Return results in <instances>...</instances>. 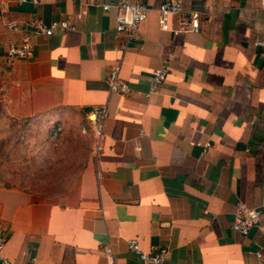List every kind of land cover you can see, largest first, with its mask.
<instances>
[{
	"label": "crops",
	"instance_id": "obj_1",
	"mask_svg": "<svg viewBox=\"0 0 264 264\" xmlns=\"http://www.w3.org/2000/svg\"><path fill=\"white\" fill-rule=\"evenodd\" d=\"M115 1L1 0L0 104L53 126V140L65 123L80 171L59 196L0 187L4 256L140 264L134 240L144 252L166 250L167 264H264V0H177L201 18L194 33L173 16L179 36L161 26L165 0H131L151 9L134 39L117 33L116 8L103 10ZM33 18L76 30L35 36ZM25 40L34 57L9 64L8 45ZM116 68L127 94L110 90ZM95 108L106 110L99 148ZM240 203L262 211L247 236L233 230Z\"/></svg>",
	"mask_w": 264,
	"mask_h": 264
},
{
	"label": "built area",
	"instance_id": "obj_2",
	"mask_svg": "<svg viewBox=\"0 0 264 264\" xmlns=\"http://www.w3.org/2000/svg\"><path fill=\"white\" fill-rule=\"evenodd\" d=\"M18 5L31 4L38 6L41 0H15ZM1 5V0H0ZM104 11L108 12L112 8H116L118 13L116 16V31L117 33L127 34L129 39H134L140 25L147 19L148 13L151 10L147 5L140 1L131 0H116L113 4L102 5ZM161 14V26L164 30L169 31L173 36H179L181 29L171 26V18L178 16L184 21V25L189 27L190 31L198 33L201 25L200 14L196 11H188L183 4L177 0H165L159 7ZM77 18H81L78 15ZM27 26L35 36L51 37L56 33H65L75 31L76 26L69 21L61 19L46 23L41 18H33ZM10 29H16L17 24L13 23L8 26ZM0 47L2 44L0 43ZM260 55L264 60V39L260 42ZM34 57V48L29 40H25L20 44H10L6 50V60L11 64L15 59L30 60ZM169 73L168 67H162L154 73L152 79V89H157L163 84ZM110 90L112 92H120L127 94L130 92V87L122 81L118 76V68L108 78ZM90 122L93 125V135L97 141L98 148L103 138V126L106 118V110L95 108L89 115ZM1 215V206H0ZM262 211L259 208H249L245 204L240 203L236 209V218L233 224V230L243 236L249 235L252 228L260 223ZM5 240L0 235V264H15L4 256ZM129 248L139 258L140 264H167V251L164 249H156L152 252L142 251L136 241H130Z\"/></svg>",
	"mask_w": 264,
	"mask_h": 264
},
{
	"label": "rangeland",
	"instance_id": "obj_3",
	"mask_svg": "<svg viewBox=\"0 0 264 264\" xmlns=\"http://www.w3.org/2000/svg\"><path fill=\"white\" fill-rule=\"evenodd\" d=\"M52 127L18 120L0 104V187L59 196L73 186L80 171L67 126L63 123L57 140L50 138Z\"/></svg>",
	"mask_w": 264,
	"mask_h": 264
}]
</instances>
